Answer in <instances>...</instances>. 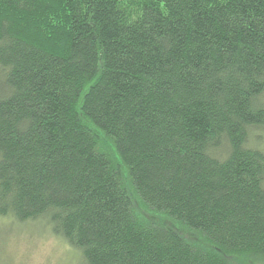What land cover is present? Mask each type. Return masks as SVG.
Returning a JSON list of instances; mask_svg holds the SVG:
<instances>
[{
    "label": "trees",
    "instance_id": "16d2710c",
    "mask_svg": "<svg viewBox=\"0 0 264 264\" xmlns=\"http://www.w3.org/2000/svg\"><path fill=\"white\" fill-rule=\"evenodd\" d=\"M263 136L264 0H0V218L84 264H264Z\"/></svg>",
    "mask_w": 264,
    "mask_h": 264
},
{
    "label": "rangeland",
    "instance_id": "374dc122",
    "mask_svg": "<svg viewBox=\"0 0 264 264\" xmlns=\"http://www.w3.org/2000/svg\"><path fill=\"white\" fill-rule=\"evenodd\" d=\"M103 142L113 161L117 160L123 186L132 200L133 208L139 212L137 215L144 220L163 221L170 224L168 220L151 213L136 200L125 167L117 159L110 142L108 140ZM180 230L187 241L204 247L210 245L196 232ZM233 262L234 264H257L242 258H235ZM0 264H84V262L79 253L66 241L52 234L43 220L17 222L13 218L5 217L0 218Z\"/></svg>",
    "mask_w": 264,
    "mask_h": 264
}]
</instances>
